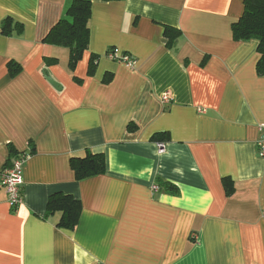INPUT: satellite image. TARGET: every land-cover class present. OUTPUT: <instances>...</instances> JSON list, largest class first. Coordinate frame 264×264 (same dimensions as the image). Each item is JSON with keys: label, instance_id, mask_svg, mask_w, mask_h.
Instances as JSON below:
<instances>
[{"label": "crops", "instance_id": "0c3cea01", "mask_svg": "<svg viewBox=\"0 0 264 264\" xmlns=\"http://www.w3.org/2000/svg\"><path fill=\"white\" fill-rule=\"evenodd\" d=\"M72 2L0 0V28L22 26L0 31V173L28 156L19 207L0 180V264H264V77L258 42L232 32L244 0H94L74 71L44 42ZM88 150L106 172L77 181L71 158ZM57 193L81 202L73 230L47 213Z\"/></svg>", "mask_w": 264, "mask_h": 264}, {"label": "trees", "instance_id": "16d2710c", "mask_svg": "<svg viewBox=\"0 0 264 264\" xmlns=\"http://www.w3.org/2000/svg\"><path fill=\"white\" fill-rule=\"evenodd\" d=\"M93 1L73 0L72 4L66 10L65 16L52 28L44 39L46 44L68 48L69 67L72 71L76 69L77 64L81 61L85 51L89 47V21ZM103 1L110 2L116 0ZM0 31L3 35H11L15 31L20 34L22 32V26L15 23L11 18H7L3 21ZM232 32L235 41L256 40L258 42L260 58L256 69L257 74L264 77V0H244L243 15L233 24ZM165 35L168 40V46L174 47L181 37V31L166 27ZM96 59V57H92L89 62V76H92L96 71ZM45 64L46 66L55 65L57 64V59L45 58ZM8 69L12 77H15L21 71V67L16 62H10ZM106 81H110V78ZM132 129H134L133 126L130 127V130ZM22 156L28 157L27 154H23ZM12 162L5 168H8ZM71 166L76 180L83 181L105 174L107 168L106 157L104 153H93L88 150L83 155L73 156L71 158ZM223 182L227 196H230L234 190L231 182L227 179ZM158 186L159 190L161 189L170 195L178 196L180 194L179 188L171 183L159 180ZM81 211L82 206L80 200L68 194H53L47 203L48 215L51 216L56 213H61L58 226L67 230L76 228Z\"/></svg>", "mask_w": 264, "mask_h": 264}, {"label": "built area", "instance_id": "2783aa9c", "mask_svg": "<svg viewBox=\"0 0 264 264\" xmlns=\"http://www.w3.org/2000/svg\"><path fill=\"white\" fill-rule=\"evenodd\" d=\"M108 57L112 60L126 63L129 67L134 66L133 60L128 55H120L115 53L114 51H110L108 53ZM163 100L166 103L170 102V93H166L163 97ZM261 130L263 132V137L259 141L258 145L261 154H264V127H262ZM162 147L163 146L161 145V152L163 151ZM27 159L28 157L25 156H19L15 158L12 164L0 173V180L7 191L8 201L13 208H17L23 203V168ZM154 189L158 190V187L154 186Z\"/></svg>", "mask_w": 264, "mask_h": 264}, {"label": "water", "instance_id": "95a60500", "mask_svg": "<svg viewBox=\"0 0 264 264\" xmlns=\"http://www.w3.org/2000/svg\"><path fill=\"white\" fill-rule=\"evenodd\" d=\"M47 80L49 81L50 84H52L55 88H58L61 90L60 84H58L52 77L47 75Z\"/></svg>", "mask_w": 264, "mask_h": 264}]
</instances>
